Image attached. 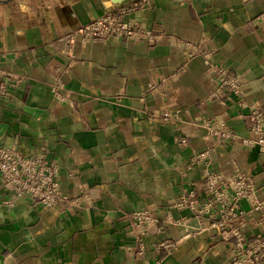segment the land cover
<instances>
[{
  "label": "crops",
  "instance_id": "obj_1",
  "mask_svg": "<svg viewBox=\"0 0 264 264\" xmlns=\"http://www.w3.org/2000/svg\"><path fill=\"white\" fill-rule=\"evenodd\" d=\"M134 1L0 0V143L27 154L46 144L64 194L45 206L0 176V264H229L235 237L211 216L204 174L240 170L263 194L264 149L208 136L202 121L255 137L247 115L264 108V0H148L125 19L153 40L78 38L68 52V34ZM189 44L241 76L245 103L210 97L206 59ZM142 208L155 220L137 240L130 213ZM242 209L232 227L253 240L259 212L246 199Z\"/></svg>",
  "mask_w": 264,
  "mask_h": 264
},
{
  "label": "built area",
  "instance_id": "obj_2",
  "mask_svg": "<svg viewBox=\"0 0 264 264\" xmlns=\"http://www.w3.org/2000/svg\"><path fill=\"white\" fill-rule=\"evenodd\" d=\"M188 2L189 0H181ZM148 6V0H137L118 6L107 11L84 26L74 30L67 36L69 44L68 52L78 38L83 41L99 39L105 36L130 37L137 40L155 38L153 32L143 27L138 21L126 20L125 15L144 9ZM190 53L203 54L206 59L209 71L212 76L213 88L210 92L211 98L221 97L225 94L233 95L235 101L245 103L243 81L239 74L232 72L227 66L213 61L211 53L201 47L200 44H189ZM0 75L5 73L0 70ZM12 76V74H11ZM63 84L54 83L52 89L61 98L60 91ZM0 93L7 94V84L0 82ZM168 117L169 112L162 114ZM249 129L255 133V137H247L232 129L226 130L219 127L216 119L205 118L202 124L207 129V135H218L239 141L243 145H258L264 149V108L252 106L248 115ZM186 142V138H183ZM59 168L54 161L49 158V147L42 144L39 151L34 154H27L23 150L0 143V176L3 186L14 191L18 197H31L45 206L52 207L64 199L63 191L57 178ZM205 190L212 196L218 210L212 217H220L221 225L226 226L224 235L235 237L232 244V251L229 264H264V193H259V188L250 174L237 170L231 176H225L219 171H206L203 178ZM248 200L250 210L259 212L257 222L262 226V230L255 234L253 240H248L246 234L239 229L232 227L234 220L242 213L243 200ZM179 207L186 206L184 200L179 201ZM190 207L194 211H211V203H206L199 207L194 201L190 202ZM132 231L137 240L141 239L143 233L155 220L152 210L142 208L130 213ZM180 240L163 241L157 245V249L165 247L168 251L179 247ZM143 243L140 250H143Z\"/></svg>",
  "mask_w": 264,
  "mask_h": 264
}]
</instances>
